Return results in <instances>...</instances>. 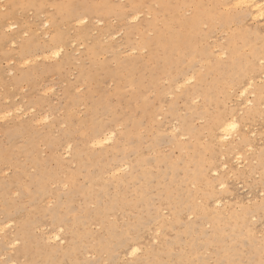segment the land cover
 Returning a JSON list of instances; mask_svg holds the SVG:
<instances>
[{"label":"rangeland","instance_id":"obj_1","mask_svg":"<svg viewBox=\"0 0 264 264\" xmlns=\"http://www.w3.org/2000/svg\"><path fill=\"white\" fill-rule=\"evenodd\" d=\"M166 2L0 0V264H264V94L254 113L231 87L236 74L221 81L209 70V61L228 60L218 54L238 35L247 76L264 81V59L256 61L249 50L258 45L264 58V27L243 17L244 8L212 9L204 0L216 16L193 36L194 28L180 23L193 8L171 20L177 12ZM179 3L171 0L169 7ZM177 31L191 35L202 55L174 53L166 62L160 39ZM183 71L208 92L192 101L182 97L186 88L175 90L170 76ZM94 110L98 115L89 120ZM231 112L247 139L237 143L234 136L225 146L213 126L219 114ZM96 123L114 132L112 142H88L85 134ZM115 164L128 167L111 173ZM185 165L194 173L204 168L207 178L182 190L172 186L176 201L194 204L177 220L158 189L170 184L164 178L170 166L182 178ZM131 179L142 186L122 194ZM143 187L157 217L132 202ZM117 197H126L124 205L103 219ZM127 232L139 252L123 258ZM106 242L115 246L113 254L104 253Z\"/></svg>","mask_w":264,"mask_h":264},{"label":"bare ground","instance_id":"obj_2","mask_svg":"<svg viewBox=\"0 0 264 264\" xmlns=\"http://www.w3.org/2000/svg\"><path fill=\"white\" fill-rule=\"evenodd\" d=\"M162 1L163 0H158V3H162ZM179 2L180 3L177 6H175V7H169V5L171 4V0H167V2H166L167 7L169 9L170 8L171 9L174 8V10L177 12L176 15H172V16L168 15L167 18H169L171 20L178 19V17H180V15H179L180 10H182L184 8L192 7L193 8V13L191 14V16H185L180 23H183V21L185 20L184 21V25L188 26L192 30L194 28V30H193L194 33L192 34L193 36H197L198 34L202 33L201 32L202 30H200L201 25L206 24L207 20H209L208 24H210L212 22L213 18L216 16V13L213 15V12L208 11V9L206 8V5L204 4V0H179ZM209 4L211 5L212 9H216L217 6H221V5H222V7H225V9H227V8L233 9V8H238V7L244 8V9H242V10H244L243 17L247 15L250 18L251 21H253L254 23L256 22L257 24H260L261 28L264 27V16H261V9L259 7L260 5H264V0H209ZM188 10H190V9H188ZM167 12H168V10H167ZM76 15L77 14L74 13V15H73L74 18H76ZM82 19L84 20V22H88V21H85V20H88V18H82ZM82 19H78V20L79 21L81 20L82 24H84ZM47 20H46V22H48ZM72 20L76 21V19H72ZM233 20H235V18H233ZM46 22H44V23L46 24ZM53 23H55V22H53ZM12 24H14V23H12ZM49 26H51V24H49ZM9 27H10V25H9ZM43 27H45V26H43ZM208 32L209 31L207 30L206 33H208ZM238 33H240V32H238ZM174 34L175 35L172 36L171 38H169L168 40L165 37L161 38L159 36V38H161L159 44L162 46V48H164V50L166 52V57L167 56L169 57V55H172L174 53H175V55L176 54L180 55V58H184V57L198 58V56L202 55L200 52H198L196 50H193V48H192L193 43H192V36L191 35L184 36L179 31H177ZM241 34L243 35L244 33H241ZM238 37H239L238 35L230 37L231 40H230V43L228 44V46L226 47L227 50L226 51H222L220 54L217 53L218 56H220V57H224L227 54L228 55V60H225V61L220 62L218 64L217 63L212 64L211 63L212 60L209 61V70H211L210 72H213V71H217V73L219 72L220 76L218 75V77H220L221 81L230 78V76L233 75V74H236V78H235L236 84H234L231 87L238 89V96L240 98H242L240 100H242V103L244 104L243 106L246 105L249 108L251 106H253V107H251V109L255 113V112H258L259 107L262 105V104L259 105L257 103L258 102L261 103V96H262V94H264V81H261V83L259 82L260 84H258L255 81L257 77L255 78V77L247 76L248 72H249V70H248L249 68L246 65L247 64V60H246L245 63L243 62V60H240V56L239 55H240L241 51H240V47L238 46L239 44L236 41V39ZM156 39L158 40V37ZM175 43H177V44H175ZM178 44H179V47H178ZM257 47H258V45H254L253 46L250 43V47H249L250 48L249 50H250V53H251L250 55L252 56L253 59H256V61L257 60L258 61L259 60H263L264 59L263 57H259L260 55L258 53H259L260 50ZM25 50H26V48L23 49V53L28 54V52H24ZM60 52H61V50L59 48V49L54 50L51 55H53L55 58H57L60 55ZM54 53H59V55L58 56L54 55ZM260 53H262V52H260ZM168 57L166 59L164 58L166 60V62H170L169 61L170 58H168ZM207 58H209V57H207ZM214 74L216 75L215 72H214ZM170 77H171V80L173 81L172 82V86L175 88V90H178V92H179V90L182 89L183 87L186 88L185 90L182 89L184 91L182 92L181 96L184 97V98H187L188 101L194 100L195 98H197L198 95H200V93L202 94L203 91H206V90L202 89V85L200 87L198 85V83H196L197 80H196L195 75L194 74L193 75L189 74V71H183V72H181V73L179 72L177 74L175 73L173 75V77L172 76H170ZM201 77H202V75H201ZM218 77H217V80H218ZM203 78H204V76H203ZM259 78L262 80V77H259ZM263 78H264V76H263ZM200 82H202V81H200ZM213 84H214V82H213ZM155 87H156V84L154 85V88ZM207 88H210V87H207ZM210 91H212V90H209V92ZM206 92H208V91H206ZM203 95H205V93ZM251 96L253 97V99L251 98ZM178 97H180V94H179ZM138 98H139V95H138ZM142 98H144V97H142ZM144 99H146V95H145ZM254 103H255V106H254ZM142 106H144V105H142ZM19 108H18V110H19ZM21 112H22V110L20 111V113ZM97 115H98V110L91 111L89 113V120L92 119L93 117H97ZM252 116H255V114H253ZM232 121H235L237 123L238 128L235 129V130H229V131L226 132L225 129L227 128L228 124L231 123ZM177 127H179V126L178 125L176 126V130L178 129ZM213 127H214V132L216 133V138L221 139V141L224 143L225 146L234 144V141H233L234 136H236L237 139L239 140V141L237 140V143L238 142L240 143V141L244 143L245 140L247 139V138H244V135L240 131V122H239V120L237 118V113L236 112H231L230 114H227V115H220L219 114V116L216 119V122H215ZM92 128H93L92 131L86 132L85 138H88V142L89 143H93L95 146H99V147L105 146L106 144H109L110 142H112V140L115 138L114 132H111V130L108 131V125H106L104 123H100V124L96 123V126H93ZM115 130H116V128H115ZM250 146H248V147H250ZM67 147L71 148L70 145L67 146ZM238 147H239V145H238ZM70 148H67L68 149V153L70 152V150H69ZM108 153H110V151L107 152V154ZM238 155H239V157H237L236 159L240 160V158H241L240 154H238ZM227 165H228V163L225 162L223 164L222 169H224ZM123 167L124 166H122V165L115 164V165L111 166L110 172L111 173H116L118 171H121V169ZM125 167L127 168L128 165H126ZM125 167L123 168L124 170H126ZM198 169H197V171H198ZM203 169L200 168V170H199L200 172L194 173V168H193V172H192V169L185 165L184 170H186V173H184L182 175V178H180V175H177V172L179 170H175L173 168V166H170V172H168L166 177H164L166 179H169L170 184H167V183H164V182L161 183V185L159 184L160 188L158 189V192H159L158 195H160L161 199H163V200L164 199L165 200L169 199L170 205L174 208L173 217H176L177 220H180L182 218L183 212L186 213L187 211H189V209L193 212L194 211V204L193 203L188 204V202L186 200H184L183 198H181L178 201H176V198L172 195V186L174 185V189H176V190H178V189L182 190V189H186V188H182L183 186L187 187L189 184L195 183L197 180L205 181L206 178H207L206 177L207 174H206V172ZM247 169L248 168H246V170ZM213 171H215V170H213ZM101 173H102V169L99 171L98 174H101ZM212 173H214V172H212ZM215 174H216V176H219L218 172H215ZM118 183H125V181L124 182H118ZM126 184H127V187L123 190L122 194H125V192H127V191L129 193H131V192L133 193V191L137 192L138 191V187L142 186V185H138L137 179H131ZM144 189H145V187H143L142 190L140 192H138V195H136L134 197V200L132 202L134 203L135 206H140V211L145 213L148 217H152V216L157 217L156 213H158V209L155 206V204H153V202L150 200V198H149L150 196H148V193L146 192V189L145 190ZM179 194H180V192H179ZM210 196L211 195L208 194V197H210ZM123 199H126V197L122 198V200H120L119 197H117L114 200H112L111 205L110 206H106L102 210L100 216L103 217V219H107L108 218L107 216L111 212H113L119 206L124 205L121 202V201L125 202ZM220 200L221 199H219V201H216L217 205H223L222 201H220ZM176 211H178V212L176 213ZM89 219H91V218H89ZM177 220H176V222H178ZM9 225H11V224H9ZM84 225H82V227ZM6 227H7V225H6ZM112 227L109 228V233H110L111 237L117 238L118 235L115 233V230ZM83 229H84L83 232H85L87 235H88V233L92 232V230L89 229V228L88 229L87 228H83ZM57 237H59V236L56 235V237H53V239L57 238ZM59 239H60V237H59ZM61 242H62V240H61ZM129 242H130L129 233L127 232L126 233V241L125 240L121 241V244L123 245V248L125 250L124 251L125 254L122 255L123 258L126 257V256L124 257V255L132 256L133 255L132 250L134 248L138 249V247H136V246H130ZM77 243H78L77 240L73 239V244L70 246L71 248L68 251V253H71V256L75 255L76 251H75L74 248L75 247L77 248V245H78ZM105 244L106 245H104L103 248H102L104 253L110 252V254H113L115 252V246H111L107 242ZM12 245H13V243H12ZM12 245H11V248H12ZM13 247H15V246H13ZM24 250H23V253H25ZM138 252H139V249H138V251L135 254H137ZM11 253H12V251H11ZM234 263H235V260H232L228 264H234ZM10 264H15V263H11L10 262ZM189 264H195V263L191 262ZM236 264H238V262Z\"/></svg>","mask_w":264,"mask_h":264},{"label":"snow or ice","instance_id":"obj_3","mask_svg":"<svg viewBox=\"0 0 264 264\" xmlns=\"http://www.w3.org/2000/svg\"><path fill=\"white\" fill-rule=\"evenodd\" d=\"M260 9H261V16H264V5H260L259 6ZM133 19H138V17H133ZM54 55H59V53H54ZM262 63H264V61H262ZM238 128V125L235 121H232L231 123L228 124L227 128L225 129V131H229V130H235ZM57 239H59V237H57ZM138 251V249H133L132 252H133V255H135V253Z\"/></svg>","mask_w":264,"mask_h":264}]
</instances>
